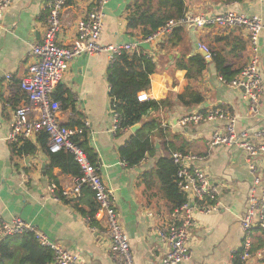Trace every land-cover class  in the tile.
<instances>
[{
  "label": "crops",
  "instance_id": "0c3cea01",
  "mask_svg": "<svg viewBox=\"0 0 264 264\" xmlns=\"http://www.w3.org/2000/svg\"><path fill=\"white\" fill-rule=\"evenodd\" d=\"M95 2L68 0L60 17L61 46L72 44L77 22ZM129 2L109 0L104 6L100 38L104 46L142 40L127 34ZM185 6L187 16L240 12L261 19L259 45L263 88L255 114L249 111L237 90L221 82L211 57L204 58L206 69L201 79L189 84L203 95V101L184 107L176 100L177 96L187 93L188 81L185 71L174 69L173 59L184 54L186 58L199 54L195 49L199 45L209 56L217 54L233 70L240 71L249 58L247 36L242 29L184 26V39L169 56L158 50L167 37L159 44L140 42L138 50L158 67V72L150 76V87L144 94L149 101L169 99L171 106L144 116L143 121L159 118L163 135L153 138V154H146L134 168H127L118 154V149L132 134L130 129L111 131L107 82L111 64L106 54L74 59L52 94L60 103L56 116L59 124L77 131L96 155L102 181L114 195L119 223L128 238L134 264H158L169 249L159 238L157 229L168 222L172 209L158 181L153 176L145 181L143 178L145 173L155 169L157 159L166 155L165 144L184 153L203 155L205 162L201 169L220 191V206L216 212L194 214L190 230L191 257L181 264H232L242 242L239 218L253 181L244 162V153L236 148L210 146L211 133L222 128V122L183 127L179 120L190 113L216 108L235 116L238 128L251 136L264 130V0H185ZM44 14L45 0H14L0 22V220L20 218L63 249L77 254L80 264H116L104 234L105 224L96 217L97 211L94 214L97 226L87 222L86 215L96 204L88 188L74 201L56 200L47 194L50 182L61 190L70 187L75 176L61 167L51 166L45 135L41 133L19 144L7 140L13 111L26 99L19 82L27 66L34 61L31 46L42 41ZM137 125L140 129L141 124ZM24 143H28L27 148ZM257 164L262 180L257 187L259 193L264 189V159L259 158ZM252 246L260 250L244 264H264V257L259 256L264 254V233H254Z\"/></svg>",
  "mask_w": 264,
  "mask_h": 264
},
{
  "label": "built area",
  "instance_id": "2783aa9c",
  "mask_svg": "<svg viewBox=\"0 0 264 264\" xmlns=\"http://www.w3.org/2000/svg\"><path fill=\"white\" fill-rule=\"evenodd\" d=\"M109 0H96L95 6L76 24V38L69 47L60 45V17L68 0H45V32L42 41L31 46L34 61L27 66L19 87L25 94V102L14 109L7 140L19 144L39 134L45 135L51 154L65 152L73 157L79 167V175L70 187L59 189L53 182L47 186V194L56 200H77L83 188L93 194L97 205L96 217L105 224L104 234L108 238L110 254L116 264H134L127 236L119 223L115 198L104 185L98 165L92 164L86 153L74 142L77 131L62 127L57 121L60 103L52 98L55 88L68 70L69 63L85 55L106 54L113 62L121 53H134L140 42L159 44L179 26L213 27L219 29H242L247 36L249 58L239 74L227 85L237 90L252 114L262 94L259 36L262 31L261 19L244 13L226 12L219 15L187 16L181 20L168 21L164 26L142 41L107 45L100 42L103 30L102 9ZM14 0H0V22L5 10ZM9 78V76H7ZM222 83H225L220 79ZM138 102L148 101L144 93L137 96ZM112 100L109 104L111 131L119 132L120 118L114 111ZM204 122H222L223 127L211 133V147L236 148L244 153V162L253 181L248 192L244 211L239 218L242 233L240 260L245 263L253 257L252 239L255 232L264 233V189L257 192L262 184L257 161L264 159V130L252 136L237 125V118L220 109L210 108L185 115L179 120L183 127ZM177 167L176 186L185 197V202L170 214L165 225L157 229L161 240L169 249L158 264H181L191 257L190 230L196 212L208 214L219 208L220 191L201 169L205 162L203 155L174 152L170 155ZM34 233L38 244L49 248L53 255L51 264H80L77 254L70 253L46 235L37 232L32 225L18 217L9 221L0 220V241L7 237ZM238 251V252H239ZM257 254V253H256ZM259 256H262L261 254Z\"/></svg>",
  "mask_w": 264,
  "mask_h": 264
},
{
  "label": "trees",
  "instance_id": "16d2710c",
  "mask_svg": "<svg viewBox=\"0 0 264 264\" xmlns=\"http://www.w3.org/2000/svg\"><path fill=\"white\" fill-rule=\"evenodd\" d=\"M185 12V0H130L126 7L127 34L146 39L168 21L181 20L187 17ZM185 33L184 27L174 28L166 40L159 44L158 50L169 56L174 49H177L178 43L184 39ZM167 56L164 57L167 58ZM210 57L218 76L227 83L231 82L241 71L233 70L217 54L211 53ZM173 64L175 70L185 71V79L188 81L187 93L177 96V102L184 107L200 104L203 101V95L194 91L192 87H189V84L196 83L201 79L206 69L205 59L200 54L189 58H186L184 54L178 59H173ZM157 72L158 67L155 62L138 50L132 54L121 53L117 56L107 74L109 98L110 102L112 100L111 105H113L114 111L120 118V130H128L134 125L141 124L140 129L131 134L124 145L118 149L119 157L127 168L138 166L146 154H153V138H160L163 135L159 118L153 117L149 121H143V118L148 112L170 107L171 101L169 99L160 102L137 101L138 94L144 93L150 87V76ZM53 99L57 101L55 97ZM80 137L81 135L75 136L74 142L86 153L89 161L95 165L97 162L96 155ZM44 140L45 137L43 136L42 141L44 142ZM24 146L27 148L28 143H24ZM165 149L166 155L159 157L155 169L145 173L143 178L145 181L153 176L158 181L163 196L174 211L185 202V197L176 186L177 167L168 153L184 152L166 144ZM30 151L32 152L33 149L31 148ZM49 156L51 166L61 167L65 172L75 177L79 175V167L70 154L58 152L49 154ZM85 189L87 188L82 190ZM94 206L95 208L86 215L90 226H97L94 220L96 204ZM257 250L260 248H253L252 246L250 253L254 254ZM9 261H13L12 264H51L53 255L49 248L38 244L34 233L28 232L0 241V264H8ZM232 264H244L240 260V251L234 256Z\"/></svg>",
  "mask_w": 264,
  "mask_h": 264
},
{
  "label": "water",
  "instance_id": "95a60500",
  "mask_svg": "<svg viewBox=\"0 0 264 264\" xmlns=\"http://www.w3.org/2000/svg\"><path fill=\"white\" fill-rule=\"evenodd\" d=\"M195 49L197 50V53H199L203 58L208 59L207 58L208 55L203 48H201L199 45H196ZM80 58H84V56H81ZM80 58H79V60H80ZM137 129H139V125H135V126L131 127L130 132L132 134H134Z\"/></svg>",
  "mask_w": 264,
  "mask_h": 264
},
{
  "label": "bare ground",
  "instance_id": "6f19581e",
  "mask_svg": "<svg viewBox=\"0 0 264 264\" xmlns=\"http://www.w3.org/2000/svg\"><path fill=\"white\" fill-rule=\"evenodd\" d=\"M103 8H104V7H103ZM236 13H240V12H236ZM102 15H103V9H102ZM246 15H247V14H246ZM179 27H184V26H179ZM201 28H208V26H206V27H201ZM172 31H173V30H172ZM170 34H171V33H170ZM170 34H169V35H170ZM169 35H168V36H169ZM142 40H143V39H142ZM142 40H141V41H142ZM139 46H140V44H139ZM139 46H138V47H139ZM135 52H138V50L135 51ZM205 52H206V51H205ZM206 53H207V52H206ZM207 55H208L207 58H210V56H209L208 53H207ZM114 61H115V60H114ZM114 61H113V62H114ZM109 62H110V61H109ZM113 62H110V64H112ZM239 73H240V72H239ZM228 83H230V82H228ZM228 83L225 82V84H228ZM62 127H63V126H62ZM48 152H49V151H48ZM49 154H51V153L49 152ZM77 200H78V199H77ZM96 207H97V205H96ZM27 233H28V232H27ZM29 233H30V232H29Z\"/></svg>",
  "mask_w": 264,
  "mask_h": 264
},
{
  "label": "rangeland",
  "instance_id": "374dc122",
  "mask_svg": "<svg viewBox=\"0 0 264 264\" xmlns=\"http://www.w3.org/2000/svg\"><path fill=\"white\" fill-rule=\"evenodd\" d=\"M264 257V254L261 256V258ZM13 261H9L8 264H12Z\"/></svg>",
  "mask_w": 264,
  "mask_h": 264
}]
</instances>
